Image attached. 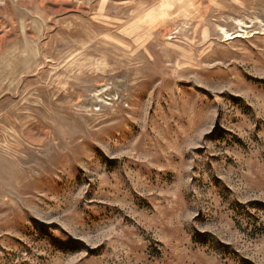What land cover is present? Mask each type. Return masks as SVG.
I'll list each match as a JSON object with an SVG mask.
<instances>
[{
  "label": "rangeland",
  "instance_id": "obj_1",
  "mask_svg": "<svg viewBox=\"0 0 264 264\" xmlns=\"http://www.w3.org/2000/svg\"><path fill=\"white\" fill-rule=\"evenodd\" d=\"M0 264H264V0H0Z\"/></svg>",
  "mask_w": 264,
  "mask_h": 264
}]
</instances>
